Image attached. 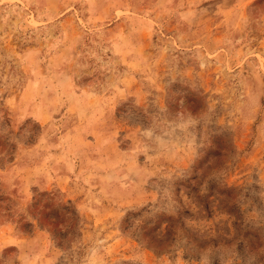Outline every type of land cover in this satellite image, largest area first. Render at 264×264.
<instances>
[{"label":"rangeland","instance_id":"1","mask_svg":"<svg viewBox=\"0 0 264 264\" xmlns=\"http://www.w3.org/2000/svg\"><path fill=\"white\" fill-rule=\"evenodd\" d=\"M0 264H264V0H0Z\"/></svg>","mask_w":264,"mask_h":264}]
</instances>
